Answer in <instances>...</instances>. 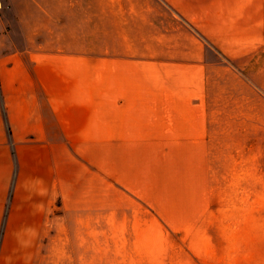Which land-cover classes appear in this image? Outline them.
Segmentation results:
<instances>
[{
    "label": "rangeland",
    "instance_id": "obj_1",
    "mask_svg": "<svg viewBox=\"0 0 264 264\" xmlns=\"http://www.w3.org/2000/svg\"><path fill=\"white\" fill-rule=\"evenodd\" d=\"M7 6L2 48L95 118L50 264H264V0L45 3L71 16L23 34Z\"/></svg>",
    "mask_w": 264,
    "mask_h": 264
},
{
    "label": "crops",
    "instance_id": "obj_2",
    "mask_svg": "<svg viewBox=\"0 0 264 264\" xmlns=\"http://www.w3.org/2000/svg\"><path fill=\"white\" fill-rule=\"evenodd\" d=\"M81 1L90 0H5L22 34L27 20L71 16L50 15L41 4ZM39 63L27 44L0 45V264H50L66 236L79 237L73 148L95 118L80 112L78 96L34 74Z\"/></svg>",
    "mask_w": 264,
    "mask_h": 264
}]
</instances>
